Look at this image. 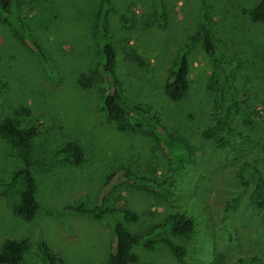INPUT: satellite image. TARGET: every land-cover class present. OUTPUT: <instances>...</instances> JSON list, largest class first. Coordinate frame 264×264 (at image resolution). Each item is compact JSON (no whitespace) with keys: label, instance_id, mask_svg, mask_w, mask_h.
Returning <instances> with one entry per match:
<instances>
[{"label":"rangeland","instance_id":"rangeland-1","mask_svg":"<svg viewBox=\"0 0 264 264\" xmlns=\"http://www.w3.org/2000/svg\"><path fill=\"white\" fill-rule=\"evenodd\" d=\"M257 2L112 0L107 23L122 92L151 112L150 117L130 115L156 121L185 140L187 158L175 169L149 133L118 131L100 110L103 84L93 39L99 0H14L47 64L0 22V119L8 117L22 129L39 126L30 153L39 208L30 222L13 213L22 182L5 185L20 161L0 139V248L6 240L26 239L24 264H48L43 244L59 264H106L114 249L113 224L120 221L144 242L164 237L182 247L184 264H247L252 257L259 261L248 264H264V23L247 17ZM205 11L213 55L195 37ZM181 49H186L189 87L174 103L162 86ZM229 75L234 88H225L224 109L217 112L214 95ZM234 90L243 95L240 104L253 121L250 126L226 113ZM223 117L226 126L207 135ZM66 142L80 145V163L38 166ZM122 169L167 188L156 194L123 185L116 177ZM80 204L87 210L128 209L138 219L108 214L96 220L66 209ZM179 214L195 222L190 238L153 230ZM132 252L136 264H179L159 242Z\"/></svg>","mask_w":264,"mask_h":264},{"label":"trees","instance_id":"trees-1","mask_svg":"<svg viewBox=\"0 0 264 264\" xmlns=\"http://www.w3.org/2000/svg\"><path fill=\"white\" fill-rule=\"evenodd\" d=\"M14 0H0V22L12 29L13 35L30 51L36 55L39 61L47 64V58L42 50L41 45L36 40L35 36L31 33L26 25L20 9L13 8ZM155 5L159 0H152ZM112 0H99L98 9L96 11L94 25H93V39L99 46V61L98 70L101 75L103 84L102 96L100 99V110L103 115L114 122L118 131L130 132H147L159 144V147L167 155L168 161L173 168H177L182 159L187 158V144L184 139L167 133L165 128L156 121L148 120L143 121L136 119L130 115L131 112L141 115L143 117H150L151 112L147 105L131 102L123 94L121 85L119 83L116 73V60L117 55L115 49L110 42L109 29L107 18L112 12ZM206 11L204 12V19L198 24V30L195 37H199L204 51L208 55L214 54V46L211 36L206 27ZM248 20L251 23L259 24L264 23V0L258 2L247 12ZM264 63V58H263ZM188 72L189 64L186 57V49H181L175 54L172 68L166 77L162 86V93L168 101L179 102L188 92ZM0 87L4 84L0 82ZM233 87L231 75L226 79L224 85L220 87L213 100L214 110L220 112L224 109L225 105V88ZM243 95L234 90V95L230 104L226 108V113L230 111L236 114L243 126L252 125L253 121L246 113L240 100ZM261 123L264 126V102L261 105ZM226 126L225 118L219 119L217 125L208 129L209 132L217 131ZM39 132V126H31L28 128L18 127L10 118L5 117L0 119V139L4 140L9 146L14 148L20 161V167L8 179L5 186L13 185L18 180L22 182V189L19 193L18 204L13 208V213L24 220L30 222L33 220L38 211L39 205L35 199L36 185L33 179L31 170V143ZM264 152V145L262 146ZM83 160V151L79 144L75 142H66L62 144L47 163L38 164L39 167H50L56 161H61L68 164H78ZM37 167V166H36ZM115 177L111 174L110 179ZM123 185L141 186L144 190L156 194H163L167 185L165 183H158L150 178H140L136 175L129 174L126 170L122 169L120 173L116 174ZM4 181L0 180L2 186ZM118 182L115 183V185ZM257 188V197L260 200L262 195V181L259 182ZM5 187L3 186V189ZM257 203H260L259 201ZM66 209L71 210L78 214H86L96 220L102 219L105 215L115 214L119 215L120 219L127 222H135L138 218L137 215L122 208L115 206H96L90 210L84 208L82 204L78 206H66ZM195 228V222L190 217H185L182 214L176 217H170L165 226L161 228H154L153 230L160 229L162 233L169 232L175 237L190 238ZM152 230V231H153ZM151 231V233H152ZM161 233V234H162ZM114 234V249L109 255L106 264H136L137 260L132 252L133 247L141 245L146 250H151L155 242H159L167 247L173 254L175 260L179 264L183 262V249L180 246L174 245L168 239L160 237L153 241H143L139 237L131 235L122 225L120 221L113 224ZM28 248L26 239L21 240H6L0 248V264H24V256ZM42 252L48 264H59L60 259L56 258L46 245H42ZM217 260V259H216ZM259 261L257 257H252L248 263ZM247 263V264H248Z\"/></svg>","mask_w":264,"mask_h":264}]
</instances>
